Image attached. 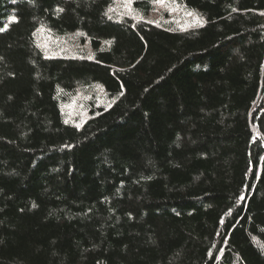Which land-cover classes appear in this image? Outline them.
<instances>
[{
	"label": "trees",
	"instance_id": "trees-1",
	"mask_svg": "<svg viewBox=\"0 0 264 264\" xmlns=\"http://www.w3.org/2000/svg\"><path fill=\"white\" fill-rule=\"evenodd\" d=\"M178 1L0 0V264H264V0Z\"/></svg>",
	"mask_w": 264,
	"mask_h": 264
},
{
	"label": "rangeland",
	"instance_id": "rangeland-1",
	"mask_svg": "<svg viewBox=\"0 0 264 264\" xmlns=\"http://www.w3.org/2000/svg\"><path fill=\"white\" fill-rule=\"evenodd\" d=\"M133 1L115 0L112 11L140 18L141 16L133 6ZM153 6L154 9L148 15V20L155 23L176 28H189L201 22L199 15L186 9L178 0H166L165 4L153 3ZM42 42L44 46H47V49L54 51L56 54H82L88 52L89 55L91 53L89 44H83L79 35L57 38L46 33L43 35ZM103 98L105 99V97ZM86 99L87 97L82 92H78L72 102L65 107L66 115L75 121L84 119L87 116L84 106Z\"/></svg>",
	"mask_w": 264,
	"mask_h": 264
},
{
	"label": "snow or ice",
	"instance_id": "snow-or-ice-1",
	"mask_svg": "<svg viewBox=\"0 0 264 264\" xmlns=\"http://www.w3.org/2000/svg\"><path fill=\"white\" fill-rule=\"evenodd\" d=\"M128 2H130V0H128ZM153 3L165 4L166 3V0H153ZM59 11H63V9H60ZM12 20L14 21L15 20V17H13ZM3 30H5V29L0 28V31H3Z\"/></svg>",
	"mask_w": 264,
	"mask_h": 264
}]
</instances>
